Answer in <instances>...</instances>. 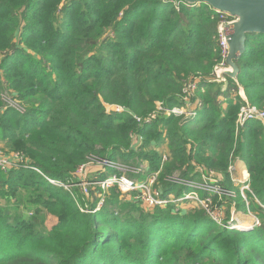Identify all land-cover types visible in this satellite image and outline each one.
<instances>
[{"label": "trees", "instance_id": "16d2710c", "mask_svg": "<svg viewBox=\"0 0 264 264\" xmlns=\"http://www.w3.org/2000/svg\"><path fill=\"white\" fill-rule=\"evenodd\" d=\"M219 16L203 3L170 0H0L1 142L67 183L89 160L124 162L119 155L135 154L136 132L149 171H160L156 187L175 172L201 180L203 167L220 173V187L230 190L228 169L239 159L250 175V200L264 206V122H249L236 136L246 103L232 96L243 88L264 108V34L247 37L238 82L228 80L223 91L209 82L223 61ZM191 77L202 79L205 91L196 119L162 116L138 127L134 116L147 119L157 104L183 107ZM3 91L26 111L7 108ZM106 104L126 112L108 114ZM21 186L35 189L37 219L0 217V264H264V223L251 231L221 228L205 210L158 207L127 222L111 217L107 196L101 211L88 214L84 209L95 210L100 200L95 196L76 201L30 169L0 170V199L7 193L12 200ZM164 186V198L178 189L175 182ZM46 213L57 223L38 234Z\"/></svg>", "mask_w": 264, "mask_h": 264}, {"label": "rangeland", "instance_id": "374dc122", "mask_svg": "<svg viewBox=\"0 0 264 264\" xmlns=\"http://www.w3.org/2000/svg\"><path fill=\"white\" fill-rule=\"evenodd\" d=\"M220 20V17H219ZM211 76L215 77V73L211 74ZM210 76V78H211ZM193 77L186 79L188 82L189 80H193ZM216 78V77H215ZM203 81V80H202ZM203 86V84H202ZM199 88V91L189 93L182 103L184 106H187L189 109H194L196 106L201 105L202 94H204V88ZM4 89V86H3ZM8 92L3 91L2 95L4 98V103L7 108L11 107L14 109L22 108L26 111V107L20 105L11 95L7 94ZM200 93V94H199ZM239 95L245 103L248 102L249 105H254L250 103L249 99L247 98L244 89L240 88L239 91L232 93V96ZM226 105V104H225ZM256 106L259 110L264 111V108ZM106 112L108 114H115V116L119 113H125L126 110L115 106V105H105ZM120 108L121 111L118 112L117 109ZM182 108V107H177ZM226 106H224V109ZM19 111V110H18ZM166 108L162 104H157V109L155 111V119H150L148 122L143 120L140 124L137 121L138 117L134 116V120L136 124L141 129L144 126H148L153 124L159 117L162 116H169L166 114ZM20 112V111H19ZM187 113L185 112L184 115ZM176 116L177 119H183L185 121V116ZM238 121H236V136L239 135L241 132L238 127ZM161 127V126H160ZM159 127V129H161ZM163 130V129H161ZM136 133V132H135ZM133 133V134H135ZM165 136V131H164ZM2 137H0V149H2L6 153H21L20 151H10V149L4 145L1 141ZM144 143V137L137 133L135 137H132V145L136 146L135 154H131L129 151L125 152L126 154L119 155L120 159H124L122 161H117V163L122 166L121 168L124 169L122 171H115L112 169L103 170L101 175L98 171L99 169L93 165H87L83 170L77 171L76 175H80L81 177L74 176L70 182L61 181L64 184V187L60 189H65L68 193L71 194V197H74L76 201L79 197L85 198L86 201L93 200L94 196L99 199H104L106 202L107 196V206L108 210H110L109 214H111L112 218L115 216L117 218H122L125 221H130L131 219L135 218H144V215H147L149 212H152L157 207L158 209H166L170 208L171 211L174 213L181 212L185 213L187 211H191L193 213L200 212L205 210L207 214L219 225L221 228L228 227L230 229L236 230H246L248 231L250 228L257 229L261 227L264 223V212L258 210L257 207L260 206V202L255 200L252 202L249 197L250 191H248V185L250 182V175L247 171L246 165L239 159H232L231 164L228 169V173L230 175L231 185L232 188L230 190H225L220 187L219 181L224 180V177L213 169H207L203 167L200 168V174H203L201 180H203V184L208 183L210 181L213 187L220 188L219 192L214 191H203V190H194L193 188L187 187L182 184H177L178 189H174L170 194L166 195L165 198L163 195L160 196L163 200H161L160 205L151 206L145 198L150 195L151 193L154 194L156 191H161L165 193L166 187L164 184L173 183L176 179H183L182 175L179 172L173 173V175L166 176L164 181L159 180V184L157 187L152 185L153 179L156 177V180L159 179L160 174L156 172H151L150 164L148 160L144 157V154L147 150L142 147ZM167 144H165L164 149H166ZM163 147V146H162ZM167 150V149H166ZM166 157L164 159L163 157ZM126 160V161H125ZM161 160L165 162L168 161V156L166 151L161 153ZM91 161V160H89ZM164 164V163H163ZM6 174L5 172H3ZM100 176V181L95 180ZM115 176L117 177H126L129 179L134 180L135 183H138L139 187H142L141 190L138 192H127L123 193L120 188L115 185L113 187H108V181L113 179ZM171 180V181H170ZM201 180L191 178V181L197 184H202ZM69 181V180H68ZM99 181V182H97ZM97 182V183H94ZM17 186V185H16ZM186 188L183 194L178 195V190L181 188ZM86 188L87 192L84 191ZM78 190V191H76ZM162 193V194H163ZM35 189L30 187L21 186L16 191V196L12 199H4L5 196H9L10 194H5L0 199V217L2 219H8L12 223L17 222L19 219L16 214L21 215L23 218H31L34 217L33 210L36 206L31 205L32 197L34 196ZM141 194V195H140ZM189 197L190 199H186ZM192 197H197V201L194 200ZM145 200V201H144ZM166 203V204H164ZM106 203H103L101 211ZM259 205V206H258ZM91 207V206H90ZM155 208V209H154ZM97 211V212H99ZM85 213L92 214L96 212L89 211V208L84 209ZM7 213L13 214L11 216H5ZM117 214V216H116ZM114 215V216H113ZM37 217H34V220ZM143 220V219H142ZM57 223V219L49 214H44L43 217H40L38 225L36 227V232L48 234L51 228ZM244 226V227H243ZM243 227V228H239ZM251 231V230H250Z\"/></svg>", "mask_w": 264, "mask_h": 264}, {"label": "built area", "instance_id": "2783aa9c", "mask_svg": "<svg viewBox=\"0 0 264 264\" xmlns=\"http://www.w3.org/2000/svg\"><path fill=\"white\" fill-rule=\"evenodd\" d=\"M177 9H179V6H176ZM218 15H220V25H219V29H218V35H219V44H220V48H221V55L223 58L222 63L216 67L214 73H215V77H213L210 81H213L215 79L219 78V74L217 72V69L219 67H225V60L227 58L228 55V48H227V42L225 40V37L227 34H229V31L227 30V32L224 30V26L226 24H230L234 21L233 18H231L229 15L226 14H220L217 13ZM209 81V82H210ZM202 79H193V80H189L184 89H183V94L181 99L184 100V97H186L187 95H189V93L192 92H196L199 91V88L202 86ZM201 105L196 106L194 109H189L187 106H183L182 108H173L171 110L166 109V114L169 116H181L184 115L185 112L187 113L185 116V121H191L194 120L198 117V111L200 109ZM199 108V109H198ZM21 113L24 112V110L22 108L19 107L18 109ZM118 112L121 111L120 108L117 109ZM155 119V112L150 115L147 119H145L146 122H148L150 119ZM137 121L141 124L143 122L142 119L137 118ZM237 123H238V127L239 128H244L245 125L249 122L252 121H261L264 122V111L259 110L256 106L254 105H249L248 102L246 103L245 106L241 107L239 115H238V119H237ZM136 134H134L135 137ZM134 148H136V146L132 145ZM164 159H166V157H163ZM163 162H165L163 160ZM87 165H93V166H97V168L100 170H107V169H112L115 171H122L124 169H122L116 161H111L108 159H101V160H92L90 161L89 164ZM87 165L82 166L79 171L83 170L85 167H87ZM18 168H25V169H30L32 171H34L35 173L39 174L40 176L43 177V179L49 183L50 185H52L55 188H62L64 187V184L62 182H60L59 180H56L48 175H46L41 169L29 164V162L25 159L24 155L21 153H6L4 152L2 149H0V170L2 172L8 173L13 169H18ZM102 172H100L101 174ZM160 174V171L157 172L156 175ZM81 177V174L79 175ZM79 177V178H80ZM99 182V181H97ZM94 182V183H97ZM173 182L177 183V184H182L185 185L187 187L193 188L194 190H203L205 192L207 191H214V192H219L220 188H215L213 187L212 184L215 183H211L210 181H208V183L203 184V180H201V185L194 183L193 181H191V179H176ZM157 180L156 177L153 179L152 181V185H156ZM117 185L120 190L123 193H127V192H138L139 190H141V188L143 187H139L138 183H135L134 180L126 178V177H117L115 176L113 179H110L108 181V187H113ZM156 187V186H155ZM70 191V190H68ZM84 191L87 192L86 188H84ZM248 191H250V186L248 185ZM139 193V192H138ZM141 195V194H140ZM163 195L161 191H156L154 194H150L148 195L145 200H147L149 202V204L151 206L154 205H160L161 204V200H160V196ZM194 200L197 201V197H192ZM186 199H190L189 197H187ZM144 200V201H145ZM103 203H105L104 199H100L98 201V204L95 208V210L91 211V212H97L101 209ZM166 204V203H164ZM261 205V203H259ZM262 207H264L263 205H261ZM253 230V228H250L248 231Z\"/></svg>", "mask_w": 264, "mask_h": 264}, {"label": "water", "instance_id": "95a60500", "mask_svg": "<svg viewBox=\"0 0 264 264\" xmlns=\"http://www.w3.org/2000/svg\"><path fill=\"white\" fill-rule=\"evenodd\" d=\"M176 4L197 5L203 3L214 12L229 15L234 21L224 26L228 55L225 67H219V78L210 81L220 84L223 91L228 88V80L238 82L240 68L237 61L246 51L247 37L264 34V0H170Z\"/></svg>", "mask_w": 264, "mask_h": 264}, {"label": "bare ground", "instance_id": "6f19581e", "mask_svg": "<svg viewBox=\"0 0 264 264\" xmlns=\"http://www.w3.org/2000/svg\"><path fill=\"white\" fill-rule=\"evenodd\" d=\"M244 227V226H243ZM243 227H239V228H243Z\"/></svg>", "mask_w": 264, "mask_h": 264}]
</instances>
